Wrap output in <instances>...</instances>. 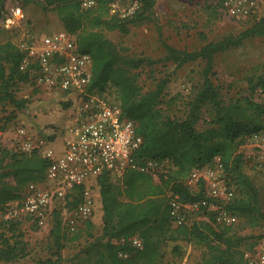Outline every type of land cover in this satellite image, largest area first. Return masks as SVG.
I'll return each mask as SVG.
<instances>
[{"label": "trees", "instance_id": "16d2710c", "mask_svg": "<svg viewBox=\"0 0 264 264\" xmlns=\"http://www.w3.org/2000/svg\"><path fill=\"white\" fill-rule=\"evenodd\" d=\"M41 1L43 11L55 12L62 22L63 30L76 35L80 52L88 53L92 57L90 88H97L102 92L108 85L114 87L123 113L136 123L137 134L143 139L139 159H168L173 166L158 176L157 183H153V177L147 173H128L122 179V190L106 174L93 180L91 188L102 210L103 226L100 238L105 241V253L101 257L103 264H127L132 259L133 255L127 260L118 257L120 249L135 251L127 246L120 248L113 243L114 240L139 235L145 247L146 239L139 234L143 228L153 225L162 227L165 224L172 227L167 194L171 192L177 195L182 203L200 200L202 190L192 192L186 184V178L194 169L211 164L215 156L220 157L226 180L237 193V198L228 205V209L237 217L248 216L255 221L264 222L257 188L244 172V157L238 152L246 138L264 131V101L258 102L244 97L225 103L211 78L214 75L213 62L217 54L241 45L245 39L264 35V15L237 37L228 36L211 41L193 51L174 48L159 33L161 45L167 52L166 58L176 67L197 61L204 63L203 84L189 103L187 117L179 120L164 115L158 107L168 79L160 80L154 89L143 92L128 75V70L139 68L146 59L122 54L105 34V31L117 30L128 33L130 25H137L145 16L150 15L154 0H145L141 10L127 19L109 15V5L113 0H97L92 9H83L80 0ZM23 57V53L13 42L0 43V106H11L13 118H16V113L28 111L27 100L20 99L13 93V87L18 82H27L30 79V73L21 68ZM262 87L263 76L254 91ZM57 98L62 109L73 110L76 107V99L70 94L58 95ZM205 104L212 107V123L219 127L222 137V141L215 146L210 143L217 136L216 129L198 132L195 128L200 119L201 107ZM20 125L27 128L24 123ZM27 130L34 137L42 139L47 147L60 141V136L55 137L54 130L48 135L32 133L28 128ZM62 143L60 141L56 145L57 150L62 148ZM48 164L49 161L37 150L22 153L0 145V208L22 198L28 185L41 183ZM140 181L146 184L145 188H139ZM2 224L9 233L0 234V262L8 264L25 255L26 245L21 241L22 233H18V223L11 221ZM231 227L232 225H216L214 215L209 214L208 220L192 221L175 228V236L171 238L174 241L183 239L202 245L205 251L200 264H248L245 252L240 248L247 237L238 235ZM64 233L60 214L55 212L49 237L58 250ZM55 254V259H39L35 264H60V252Z\"/></svg>", "mask_w": 264, "mask_h": 264}, {"label": "rangeland", "instance_id": "374dc122", "mask_svg": "<svg viewBox=\"0 0 264 264\" xmlns=\"http://www.w3.org/2000/svg\"><path fill=\"white\" fill-rule=\"evenodd\" d=\"M255 1L263 16L264 0ZM42 4L41 0H0V43L11 41L18 45L23 40H38L62 30L63 25L58 15L53 11H43ZM15 5L22 9L23 18L14 27L6 29L5 19ZM29 9L41 11L45 15L43 18L46 24L54 27L37 30L36 19L31 16ZM262 16L231 18L224 11L223 0H154L150 15L145 16L137 25H130L128 33L117 30L105 31V34L122 54L146 59L139 68L128 70V75L143 92L154 89L160 80L168 79L158 107L164 115L184 120L189 111V103L203 84L204 63L197 61L176 67L171 60H167V52L161 45L159 33L174 48L193 51L211 41L228 36L237 37ZM213 71L212 81L225 103L244 97L263 101L258 89H254L260 78L264 77V35L245 39L241 45L217 54L214 57ZM13 93L18 98L27 100L28 111L16 113V118H13L11 106H0V127L3 128L0 130V145L11 151H18L16 131L21 123L35 134L48 135L54 130L55 137L60 136V141H63L66 130L73 122L75 108L62 109L58 95L46 94L36 88L31 75L27 82H18L13 87ZM200 112L195 128L198 132L216 129L217 136L210 143L215 146L222 141V137L219 127L212 123L214 111L209 104H205ZM60 141L49 144L48 148L57 150L56 145ZM238 152L244 157L243 170L257 188L260 207L264 213V131L258 139L251 136L246 138ZM215 157L211 164L204 167L212 165ZM168 167L169 165H165L161 168L164 170ZM157 180L153 178L152 182L157 183ZM114 184L121 190L124 188L120 182ZM145 185L140 181L138 187L143 189ZM188 214L189 222L205 220L202 211L190 210ZM237 218V223L231 229L238 235L247 237L240 246L245 255L254 256L264 252V222L255 221L248 216ZM102 226V210L98 200L94 214L86 226L76 235L65 232L59 250L49 237V230H38L32 224L22 223L18 227V233H22L21 241L26 245L25 255L8 264H35L39 259H55L57 251L61 255L60 264H103L101 257L105 253V241L100 238ZM5 228L4 224H0V234L9 233ZM174 229L167 224L143 228L139 234L145 237L146 245L137 253L130 251L133 256L127 264H200L205 248L183 239L172 240L171 237L175 236Z\"/></svg>", "mask_w": 264, "mask_h": 264}, {"label": "built area", "instance_id": "2783aa9c", "mask_svg": "<svg viewBox=\"0 0 264 264\" xmlns=\"http://www.w3.org/2000/svg\"><path fill=\"white\" fill-rule=\"evenodd\" d=\"M83 9H92L97 0H80ZM145 0H113L109 15L119 19L135 16ZM224 11L231 18L246 19L262 16L255 0H223ZM23 18L22 9L15 5L5 19V28L14 27ZM23 53L21 68L30 73L32 82L46 94H70L76 99L72 124L63 137L58 151L48 148L46 143L34 137L27 128L17 127L18 151L31 153L37 150L49 161L41 183L26 187L22 198L0 208V224L29 223L38 230L52 228L55 212H59L64 231L75 235L92 218L97 198L91 188L93 180L108 175L117 183L131 172L147 173L158 179L161 173L173 168L168 159L157 161L139 159L143 139L137 134L136 123L123 113L114 87L108 85L104 91L91 89L93 60L90 54L80 52L76 35L60 30L38 40H23L18 45ZM264 101V87L258 88ZM1 132V131H0ZM261 133L251 136L261 137ZM169 165L168 168H161ZM186 184L192 192L202 190V198L193 203H182L177 195L169 192V219L172 227L189 224V211H202L204 219L214 215V223L231 226L237 216L228 205L237 198L233 186L226 180L219 156L213 164L194 169ZM202 188V189H201ZM120 248L138 252L144 249L138 235L114 240ZM118 257L127 260L128 250L120 249ZM248 264H264V252L245 255Z\"/></svg>", "mask_w": 264, "mask_h": 264}, {"label": "crops", "instance_id": "0c3cea01", "mask_svg": "<svg viewBox=\"0 0 264 264\" xmlns=\"http://www.w3.org/2000/svg\"><path fill=\"white\" fill-rule=\"evenodd\" d=\"M29 13L31 14V16H33L36 20H35V26H36V29L39 30L41 28H47V29H50V28H53L54 26L53 25H47L46 21H45V15L41 12V11H36L34 9H29ZM44 15V16H42ZM44 17V18H43ZM63 28V26H62ZM63 30V29H62ZM59 151V150H58ZM122 179L119 181L120 183H122ZM139 236V235H138ZM140 237V236H139Z\"/></svg>", "mask_w": 264, "mask_h": 264}]
</instances>
